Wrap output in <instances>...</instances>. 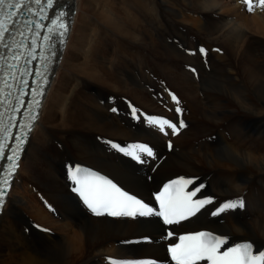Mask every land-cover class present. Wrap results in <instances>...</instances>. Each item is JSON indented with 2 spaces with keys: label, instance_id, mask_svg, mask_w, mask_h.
<instances>
[{
  "label": "bare ground",
  "instance_id": "6f19581e",
  "mask_svg": "<svg viewBox=\"0 0 264 264\" xmlns=\"http://www.w3.org/2000/svg\"><path fill=\"white\" fill-rule=\"evenodd\" d=\"M187 1L177 3L188 6L189 14L204 17L200 34L207 37V47L194 41L195 33L177 25L164 0H59L72 16V30L65 49L57 52L41 115L0 216V264H112L116 259L170 264L166 245L178 234L200 230L227 236L233 243L252 241L255 251H264V66L252 59L250 49L243 52L247 61L218 63L244 41L241 22L264 17V9L256 7L249 14L240 0H189L192 5ZM237 13L238 21L233 17ZM110 35L121 41L133 36L137 39L133 42L144 45L143 57H157L161 47L175 60L169 84L180 94L172 93L179 103L187 102L181 117L172 113L177 103L167 92L159 97L163 88L153 75L141 79L140 88L135 72L128 73L134 67L130 62L123 63L126 67L119 74L110 65L113 54L116 62L122 57L116 53L108 57ZM187 50L195 52L187 55ZM185 66L196 71L188 67L191 75ZM93 83L114 93L96 91ZM157 102L171 109L160 118L177 126L182 119L187 125L177 136L167 126L169 135H164L141 118L147 114L140 111L144 107L161 111ZM133 108L140 112L138 122ZM110 138L132 143L125 146L129 153L135 149L132 145H147L155 158L142 153L147 162L135 165L128 155L113 151ZM80 164L104 172L144 200L167 181L195 177L204 187L194 199L211 197L213 204L171 227L175 234L166 240V227L153 217L110 219L87 213L69 192L68 169ZM238 197L244 198L246 209L217 222L210 210ZM146 237L151 238L149 243L143 242Z\"/></svg>",
  "mask_w": 264,
  "mask_h": 264
},
{
  "label": "snow or ice",
  "instance_id": "6c2138e0",
  "mask_svg": "<svg viewBox=\"0 0 264 264\" xmlns=\"http://www.w3.org/2000/svg\"><path fill=\"white\" fill-rule=\"evenodd\" d=\"M36 4H41L42 0H33ZM240 2L246 6V11L251 14L254 12L256 7L264 9V0H240ZM25 4V0H0V44H3L9 52H12V46L6 42V34L10 33V27L6 26V21H11L21 11L22 6ZM51 10L52 15H41L40 19H50V25L48 26V33L44 35V41L48 42L49 49L55 54V44L64 43V37L68 31V22L65 17L68 15L67 12L59 4V0H44V6L39 9L40 13H45V9ZM59 8V11L56 9ZM15 9V11H9ZM32 12V9H28ZM35 15V13H33ZM26 23L32 24L33 21H27ZM45 27L40 23H35V28L40 29ZM36 35L32 40V53L35 52ZM15 43V38H13ZM218 51V50H217ZM202 54H206L204 48L200 49ZM32 59H35V56ZM3 53H0L2 56ZM41 56L43 59L49 60V57L43 55V45H41ZM18 55H13L14 60H19ZM9 67H15V65H8ZM47 69V65H45ZM195 71V70H193ZM27 69L21 70V75L26 74ZM42 75V73H41ZM13 79L18 80L19 77L13 75ZM27 84V81H24ZM6 87H12L6 80H4ZM43 88V85H41ZM21 89V95H23ZM43 95V92L33 93V107L40 105V100L35 99V96ZM12 93H4V89L0 87V97L11 96ZM172 100L179 104L177 97L171 94ZM17 105L22 104L19 97H16ZM4 104V99L0 98V105ZM13 105L11 100L8 101V107L14 111H19V107ZM117 109L113 108L112 111ZM137 110L132 109V115L136 118ZM177 113H182V109L177 107ZM38 119L36 115L29 116V122L25 123L23 127L27 129V132L21 135H16L15 140L17 141L15 147L12 150L11 155H5V149L8 147L6 141L13 135L11 121L14 117H9L8 120L4 119V113L0 112V159H6L8 163L7 171L9 175L15 170L17 160L19 159V151L24 144V141L31 135L32 129L35 127V121ZM148 126L154 130H158L164 135H169L166 131L165 126L171 129V134L175 135L179 133L180 129L187 127L185 122L181 119L177 126L172 121L164 118L157 117H145ZM132 148L138 149L140 153L146 154V157L155 158L153 149L144 144L132 145ZM172 145L169 144L171 149ZM111 148L119 149L125 155H130L132 159L138 163H146L147 159L145 156L136 155L129 153L126 149L120 148L115 143L111 144ZM68 176L72 182V191L76 192L83 199L84 204L97 217L110 216V217H150L160 216L163 219L165 225L179 224L181 221L188 220L189 217L196 216L202 208L206 205L213 204V198H196L197 194L201 192L204 185L197 184L198 178L195 177H181L178 180H174L169 185L164 186V191L156 195V200L160 203V211H153V208L140 199L135 198L121 190L115 183L110 179L96 175L89 169H84L79 166L70 167L68 169ZM8 183V179L4 178L0 182V211H2L5 203V194L7 189L3 185ZM173 184L181 185L182 187L177 189V195L173 196L170 194V189ZM189 185H195L190 191H184V187ZM237 209L245 210L246 201L243 197H238L225 202L220 203L215 210H210L211 215L217 217V222H223L224 217L230 215ZM174 233L171 231L168 236H173ZM179 243H174L168 247L171 261L174 264H200L201 261H207L208 264H264V251H255L254 246L251 242H240L233 243L227 236H221L219 234H213L208 231H198L192 234L181 235L179 237ZM223 248V250H222ZM114 264V262H113Z\"/></svg>",
  "mask_w": 264,
  "mask_h": 264
},
{
  "label": "rangeland",
  "instance_id": "374dc122",
  "mask_svg": "<svg viewBox=\"0 0 264 264\" xmlns=\"http://www.w3.org/2000/svg\"><path fill=\"white\" fill-rule=\"evenodd\" d=\"M164 1H165V3L169 2V3L166 4L168 9L175 13V16H174L173 19L177 23V25L179 27H182V29L185 32L189 31L190 35H193V33H195V35H194L195 36V40L194 41L197 42L198 45H203V46L207 47V45L204 43V41L207 40V37L204 36L205 34H202V35L200 34V32L202 31V28L204 27V19H203L204 17L203 16H199L198 17L197 15L195 16L193 14H189L188 9H190V8L188 6H185L184 4H178L177 0H164ZM174 1H175V4H173ZM190 1L189 0L187 1L188 4H190ZM172 4H173V6H172ZM190 5H192V4H190ZM129 7H130V12L132 13L131 15H133L134 17H137L136 10H134V8L131 7V6H129ZM233 17H234V19L236 21L241 19V16L239 15V13H237L236 15H233ZM231 18L232 17H230V19ZM245 20H243L241 22V25H240L241 27H239L245 33L244 41L241 42V44L236 49V51H234L233 54L228 52V51H226V54H225V57H224V59H226V60L224 61V60H222L223 59L222 58L220 60V62H218V63L226 62V61H229V62L232 61L231 62L232 64H234L233 62H236L238 64V63L241 62V60H244V61L246 60L247 61L248 59L243 57V52H245L247 49H250L251 56H254V58L252 57V59L256 63H258L259 65H263L264 66V17H259L257 19L256 18H251L250 20L248 19L246 21ZM193 21H195V22H193ZM130 26H129V29L132 30L133 27L131 28ZM140 30L141 29L139 28L137 30L138 32L137 31L135 32V36H137L136 34H138V37H139V35H141V31ZM97 32L99 33V30H97ZM130 32L133 33V35H134V30H132ZM148 33H150V32H148ZM150 38L152 40L154 39V37H152V36H150ZM109 40L111 41V44H110V42H109L110 45L108 43H106V44L109 45L108 46L109 47L108 48V51H109L108 52V57L110 58L111 56H109V55H112L113 53L119 54V56L122 55V57L119 58L120 60L116 62L115 55L113 54V57H112L111 61H113L114 64L109 62V63H111L110 65H114L113 68L118 72V74H119V72H122L121 70H124L125 67H126V65H123V63H126V62L129 63L130 62L131 65H133L134 67L132 69L130 67L129 70L127 69L128 73L130 75L131 73L133 74L135 72L134 74L137 75V79H138V82L140 84V88H143V83H141V79H144V80L147 79L148 78V74H150L151 76L152 75L154 76V79L158 82V85L163 88L162 93H160L159 97L165 95L164 92L166 93V89H171V91H173L174 94L177 93L176 95L180 96V94L175 90V88L172 87L171 84H169V78L173 77V75L175 74L174 73V70H176L175 64H174L175 60L173 58H171L170 56H168L165 53L163 48H161V47L158 48V56L157 57H154L153 55H149V56L143 57L142 56V54H143L142 53V51H143L142 48L144 47V45H140V44H137V43L133 42V41L137 40L133 36L130 37L129 39H124L123 41H121L116 36L110 35ZM201 41H203V42H201ZM213 42H212V44H215L216 46L220 45L219 43H218L219 44L218 45V44L213 43ZM217 42H220V41H217ZM147 44L149 45V43H147ZM255 44H258V45H255ZM217 50H218V48L212 49V51H214V52L217 51ZM148 52H150V50H148ZM194 52H195V50L194 51H189V50L185 51V53L187 55L191 54V53H194ZM143 55H145V54H143ZM153 58H155V59H153ZM123 59H124V61H123ZM203 63L205 65V67H206V70H208L209 66L206 64L207 61H203ZM185 67H184V70L189 71L188 67H190V66H185ZM194 69L196 71L195 67H194ZM134 70H136V71H134ZM132 74H131V76H132ZM190 74L193 75L194 73L190 72ZM197 76L198 75H196L195 79L198 78ZM91 85L93 86L94 89H96V91H101L102 93H105V94H108V95H111V94L114 93V92L108 90L107 88L103 87V85L94 84V83L91 84ZM144 87H145V84H144ZM148 89L151 90L152 87H149ZM164 89H165V91H164ZM203 96H204L203 92H200L198 94V100H199V104H200L201 108L204 107V105H203ZM161 103H164V102H157L156 103V107L159 110H161L159 112L157 110L154 111L152 108H145V107L143 109H141L140 111H142V113H147L148 112L151 115H153V114H159V115L160 114H162V115L169 114V111L171 109L169 107H167L165 104H161ZM181 103H183V104H181ZM181 103H179V106L182 107V109H184L185 106L187 107V102L186 101H183ZM100 104H102V102ZM129 107H133V105H130ZM138 115L140 116V112H137V114H136V118L139 120L140 117ZM159 115H155V116L161 117V115L160 116ZM195 118L198 119V121H199V119H201V121H203V123L206 126H209L207 124L208 123L207 120H205L204 118H203L204 120H202V118L199 115H197V117L195 116ZM138 120H135V118H134L135 122H138ZM185 120L187 121L188 119L185 118ZM186 123H188V122H186ZM109 140L111 141V143L122 144L123 146H127L128 144H132V143H127L126 141H124L122 139H119V138H110ZM133 144H136V143L133 142ZM52 154H54V153H52ZM79 163H80V161H76V164H79ZM180 173L184 174L183 172H180ZM54 217H56V216L54 215ZM38 230L43 231V228L39 227Z\"/></svg>",
  "mask_w": 264,
  "mask_h": 264
}]
</instances>
